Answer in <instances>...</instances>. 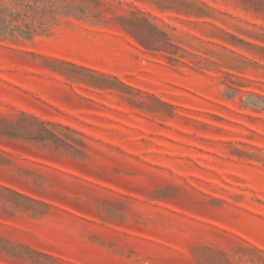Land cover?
<instances>
[{"label":"rangeland","instance_id":"374dc122","mask_svg":"<svg viewBox=\"0 0 264 264\" xmlns=\"http://www.w3.org/2000/svg\"><path fill=\"white\" fill-rule=\"evenodd\" d=\"M29 4L47 30L0 36V264H264V0H0Z\"/></svg>","mask_w":264,"mask_h":264},{"label":"trees","instance_id":"16d2710c","mask_svg":"<svg viewBox=\"0 0 264 264\" xmlns=\"http://www.w3.org/2000/svg\"><path fill=\"white\" fill-rule=\"evenodd\" d=\"M21 4H18L20 7ZM28 12H33V15H22L19 12H11L9 9L0 8V36L5 39H18L19 37L31 38L38 30L46 31L47 20H42L39 24H36L38 12L35 11L33 5H28ZM56 14V11H45L43 16ZM23 16V18H22ZM55 19V18H54ZM30 20V21H29ZM39 122V121H38ZM45 124V123H41ZM69 129V128H67ZM70 130V129H69ZM13 135H17L16 133ZM79 144L85 147V144L80 141Z\"/></svg>","mask_w":264,"mask_h":264}]
</instances>
